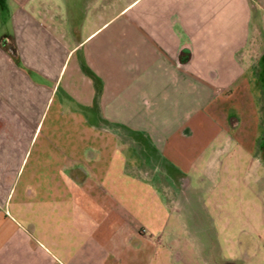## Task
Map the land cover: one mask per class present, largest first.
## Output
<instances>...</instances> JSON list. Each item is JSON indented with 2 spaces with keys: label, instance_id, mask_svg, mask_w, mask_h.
Here are the masks:
<instances>
[{
  "label": "crops",
  "instance_id": "obj_1",
  "mask_svg": "<svg viewBox=\"0 0 264 264\" xmlns=\"http://www.w3.org/2000/svg\"><path fill=\"white\" fill-rule=\"evenodd\" d=\"M260 69L264 0H0V264H115L97 233L67 215L68 189L92 186L83 160L63 167L68 181H33L52 170L28 167L47 123L117 127L113 138L170 180L151 185L173 189L165 152L193 167L189 152L202 138L206 150L211 136L233 133L242 143L243 124L229 126L226 109L258 103L251 87ZM44 156L43 149L37 163ZM165 249L167 262H183Z\"/></svg>",
  "mask_w": 264,
  "mask_h": 264
},
{
  "label": "rangeland",
  "instance_id": "obj_2",
  "mask_svg": "<svg viewBox=\"0 0 264 264\" xmlns=\"http://www.w3.org/2000/svg\"><path fill=\"white\" fill-rule=\"evenodd\" d=\"M260 70L258 88L251 87L258 103L243 105L242 109L228 103L226 109L229 126L234 119L243 124L242 143L230 139L233 133L216 141L211 136L210 149L206 150V139L202 138L193 144L195 151L189 152L197 160L193 167L184 166L169 151L163 154V166L174 177L172 180H178L179 187L155 189L151 183L170 181L165 179L167 174H155L153 168L142 165L143 158L140 162L133 150L116 141L113 135L119 134L117 127L91 131L86 126L53 127L48 123L32 144L28 167L46 165L52 170L47 175H35L33 181H68L63 167L83 160L85 181L92 186L68 189L71 201L67 215L85 230L97 233L99 246L109 251V260L115 264H171L163 252L166 246L174 252L172 260L183 261L181 264H214L215 260L264 264V161L260 152L264 147V103H260L264 98V72ZM245 79L255 81V76ZM203 146L205 154L199 157ZM43 149L45 156L38 164ZM112 156L115 159L110 164ZM96 184L103 189H97ZM161 192L168 205L160 206ZM144 203L146 211L141 206ZM111 208L116 215L108 218ZM123 208L129 212L123 213ZM87 216L90 219L86 220ZM132 228L135 230L131 232ZM74 240L73 236L67 238L68 247Z\"/></svg>",
  "mask_w": 264,
  "mask_h": 264
},
{
  "label": "flooded vegetation",
  "instance_id": "obj_3",
  "mask_svg": "<svg viewBox=\"0 0 264 264\" xmlns=\"http://www.w3.org/2000/svg\"><path fill=\"white\" fill-rule=\"evenodd\" d=\"M262 150H264V148ZM214 264H242V263L237 260L235 261L227 260L225 263H222V261L215 260Z\"/></svg>",
  "mask_w": 264,
  "mask_h": 264
}]
</instances>
